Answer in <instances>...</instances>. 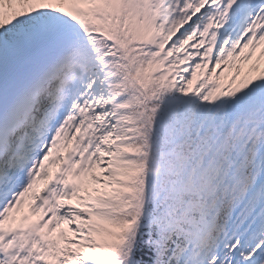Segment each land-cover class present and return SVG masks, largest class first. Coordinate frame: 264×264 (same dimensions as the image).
Listing matches in <instances>:
<instances>
[{"label": "snow or ice", "instance_id": "snow-or-ice-1", "mask_svg": "<svg viewBox=\"0 0 264 264\" xmlns=\"http://www.w3.org/2000/svg\"><path fill=\"white\" fill-rule=\"evenodd\" d=\"M0 264H264V0H0Z\"/></svg>", "mask_w": 264, "mask_h": 264}]
</instances>
